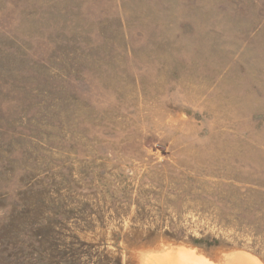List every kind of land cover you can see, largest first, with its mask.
<instances>
[{"label":"rangeland","instance_id":"obj_1","mask_svg":"<svg viewBox=\"0 0 264 264\" xmlns=\"http://www.w3.org/2000/svg\"><path fill=\"white\" fill-rule=\"evenodd\" d=\"M264 264V0H0V264Z\"/></svg>","mask_w":264,"mask_h":264},{"label":"bare ground","instance_id":"obj_2","mask_svg":"<svg viewBox=\"0 0 264 264\" xmlns=\"http://www.w3.org/2000/svg\"><path fill=\"white\" fill-rule=\"evenodd\" d=\"M214 264L199 256L191 249L170 248L162 253L150 255L147 259V264ZM223 264H262L257 258L244 253L234 252L226 255L223 258Z\"/></svg>","mask_w":264,"mask_h":264},{"label":"clouds","instance_id":"obj_3","mask_svg":"<svg viewBox=\"0 0 264 264\" xmlns=\"http://www.w3.org/2000/svg\"><path fill=\"white\" fill-rule=\"evenodd\" d=\"M141 264H147V261H145L143 257L141 258ZM177 264H181V262H177Z\"/></svg>","mask_w":264,"mask_h":264}]
</instances>
